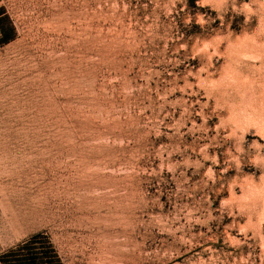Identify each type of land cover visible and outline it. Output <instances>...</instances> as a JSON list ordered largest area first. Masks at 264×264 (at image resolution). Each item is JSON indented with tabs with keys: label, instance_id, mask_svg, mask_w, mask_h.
I'll list each match as a JSON object with an SVG mask.
<instances>
[{
	"label": "rangeland",
	"instance_id": "1",
	"mask_svg": "<svg viewBox=\"0 0 264 264\" xmlns=\"http://www.w3.org/2000/svg\"><path fill=\"white\" fill-rule=\"evenodd\" d=\"M0 10V264H264V0Z\"/></svg>",
	"mask_w": 264,
	"mask_h": 264
},
{
	"label": "crops",
	"instance_id": "2",
	"mask_svg": "<svg viewBox=\"0 0 264 264\" xmlns=\"http://www.w3.org/2000/svg\"><path fill=\"white\" fill-rule=\"evenodd\" d=\"M3 19H4V14L2 13V11L0 10V25H1V23H2V21H3ZM1 29H0V38H1ZM3 43L1 42L0 43V45H2Z\"/></svg>",
	"mask_w": 264,
	"mask_h": 264
},
{
	"label": "bare ground",
	"instance_id": "3",
	"mask_svg": "<svg viewBox=\"0 0 264 264\" xmlns=\"http://www.w3.org/2000/svg\"><path fill=\"white\" fill-rule=\"evenodd\" d=\"M260 95L262 96V94H260ZM263 95H264V94H263ZM258 96H259V95H258ZM255 97H257V96H254V99H255ZM262 99H263V98H262ZM259 100H260V99H259ZM261 101H262V103H263V100H261ZM261 101H260V102H261ZM257 102H258V100H257ZM254 103H255L254 106H256L257 103H256V102H254ZM262 103H259V104H262ZM259 104H258V106H259ZM263 105H264V104H263ZM258 106H256V107H258ZM261 106H262V105H261ZM256 107H255V109H256ZM259 108H263V106H262V107L259 106L258 109H259ZM256 110H257V109H256Z\"/></svg>",
	"mask_w": 264,
	"mask_h": 264
},
{
	"label": "trees",
	"instance_id": "4",
	"mask_svg": "<svg viewBox=\"0 0 264 264\" xmlns=\"http://www.w3.org/2000/svg\"><path fill=\"white\" fill-rule=\"evenodd\" d=\"M33 261H35V259H33ZM22 262V261H21ZM25 262V261H24ZM20 264V263H19Z\"/></svg>",
	"mask_w": 264,
	"mask_h": 264
}]
</instances>
